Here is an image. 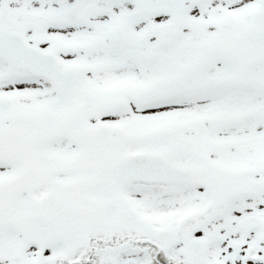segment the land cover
<instances>
[{"label": "snow or ice", "instance_id": "obj_1", "mask_svg": "<svg viewBox=\"0 0 264 264\" xmlns=\"http://www.w3.org/2000/svg\"><path fill=\"white\" fill-rule=\"evenodd\" d=\"M0 264H264V0H0Z\"/></svg>", "mask_w": 264, "mask_h": 264}]
</instances>
